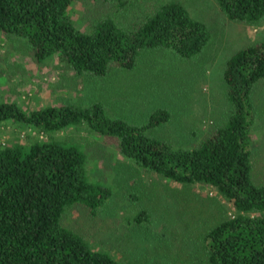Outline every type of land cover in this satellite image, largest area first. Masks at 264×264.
<instances>
[{
	"label": "trees",
	"instance_id": "1",
	"mask_svg": "<svg viewBox=\"0 0 264 264\" xmlns=\"http://www.w3.org/2000/svg\"><path fill=\"white\" fill-rule=\"evenodd\" d=\"M77 1L86 0H0V33L25 41L39 64L57 57L79 76L98 77L112 68L133 69L146 50L169 49L189 60L210 41L206 25L178 2L165 3L132 28L107 18L85 32L72 17ZM102 1L125 7L128 0ZM217 2L230 20L264 21V0ZM224 79L230 119L194 149L174 148L144 128L113 120L100 104L27 113L15 103H0V124L12 121L45 137L29 145H0V264H120L63 226L69 208L80 205L96 214L112 195L89 180L87 155L74 145L78 141L55 137L71 128L118 138L126 159L167 180L217 189L235 211L206 237L209 264H264V185L252 178L250 133L253 92L264 80V43L233 55ZM170 118L159 110L150 126Z\"/></svg>",
	"mask_w": 264,
	"mask_h": 264
},
{
	"label": "rangeland",
	"instance_id": "2",
	"mask_svg": "<svg viewBox=\"0 0 264 264\" xmlns=\"http://www.w3.org/2000/svg\"><path fill=\"white\" fill-rule=\"evenodd\" d=\"M169 2L182 4L208 28L210 41L187 60L169 49L143 51L131 70L112 68L106 76H79L55 57L39 64L29 45L0 33V103L23 111L100 104L113 120L146 129L149 137L174 148L194 149L224 127L232 108L224 71L240 50L264 43V21L257 25L230 20L217 0H128L125 7L102 0L77 1L75 26L90 32L102 19L132 28ZM253 180L264 185V80L253 92ZM166 110L167 123L150 126L152 115ZM87 155L91 182L112 195L96 214L83 206L69 208L63 226L82 236L95 250L120 264H209V232L234 214L233 204L217 189L184 186L126 159L120 141L85 128L56 134ZM32 127L0 124V145H29L42 140Z\"/></svg>",
	"mask_w": 264,
	"mask_h": 264
}]
</instances>
